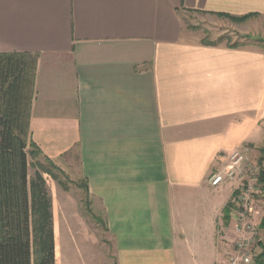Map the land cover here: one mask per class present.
I'll return each instance as SVG.
<instances>
[{
    "label": "crops",
    "instance_id": "1",
    "mask_svg": "<svg viewBox=\"0 0 264 264\" xmlns=\"http://www.w3.org/2000/svg\"><path fill=\"white\" fill-rule=\"evenodd\" d=\"M191 12L264 30V0H0V52L38 56L32 140L77 156L117 264H220L233 186L209 177L264 140V48L204 42Z\"/></svg>",
    "mask_w": 264,
    "mask_h": 264
},
{
    "label": "trees",
    "instance_id": "2",
    "mask_svg": "<svg viewBox=\"0 0 264 264\" xmlns=\"http://www.w3.org/2000/svg\"><path fill=\"white\" fill-rule=\"evenodd\" d=\"M37 64L36 54L0 52V264H56L52 197L40 172L28 178L29 154L40 153L30 132ZM260 249L255 264H264V238Z\"/></svg>",
    "mask_w": 264,
    "mask_h": 264
},
{
    "label": "rangeland",
    "instance_id": "3",
    "mask_svg": "<svg viewBox=\"0 0 264 264\" xmlns=\"http://www.w3.org/2000/svg\"><path fill=\"white\" fill-rule=\"evenodd\" d=\"M226 18L216 19L204 13L191 12L186 22L192 32L204 42L231 45L260 43L257 40L259 38L264 40V30L250 28L245 32L242 26L233 25L232 19ZM243 147L248 150L251 164L260 170L255 216L259 231L254 242V250L258 254L261 250L258 240L264 238V232L260 227L264 216V180H260L261 174L264 173V140L257 144L248 143L240 148ZM29 148L35 150L33 147ZM49 159L41 149L40 153L29 154L28 178L30 181L40 172L52 197L57 264L68 260L74 262L92 260L99 264H117L115 238L108 231L101 207L93 204L84 180L79 177L77 156L72 158L74 166L69 170L63 169ZM222 168L223 166L220 167ZM225 183H230L234 192L235 182ZM231 200L232 196L229 202L230 208L233 207ZM230 210L233 213V208ZM235 238L236 234L232 231L226 237H221L226 247L223 251L224 260L233 250Z\"/></svg>",
    "mask_w": 264,
    "mask_h": 264
},
{
    "label": "built area",
    "instance_id": "4",
    "mask_svg": "<svg viewBox=\"0 0 264 264\" xmlns=\"http://www.w3.org/2000/svg\"><path fill=\"white\" fill-rule=\"evenodd\" d=\"M222 169L211 174L209 182L219 186L235 182L231 203L235 222L234 247L220 264H255L254 242L259 231L256 226V194L258 193L259 168L251 164L247 148H237L227 157ZM258 245L260 247V241Z\"/></svg>",
    "mask_w": 264,
    "mask_h": 264
}]
</instances>
